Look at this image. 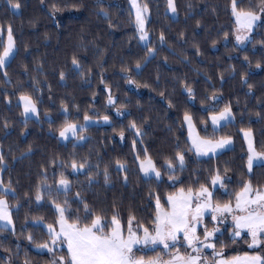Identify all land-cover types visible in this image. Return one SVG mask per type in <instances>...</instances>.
I'll list each match as a JSON object with an SVG mask.
<instances>
[{
  "label": "trees",
  "instance_id": "16d2710c",
  "mask_svg": "<svg viewBox=\"0 0 264 264\" xmlns=\"http://www.w3.org/2000/svg\"><path fill=\"white\" fill-rule=\"evenodd\" d=\"M140 1L149 10L148 45L139 40L128 0H0V51L9 27L16 45L12 59L0 68V195L3 187H10L4 197L13 208L14 224L12 230L0 225V264L51 262L50 253L35 247L49 240L45 226L57 224L56 204L69 210L66 218L72 222L79 218L84 224L94 216L109 221L116 215L125 225L134 216L135 225L148 226L157 197L165 202L180 188L209 186L217 170L229 192L218 189L215 202L231 200L248 181L264 187V164L248 171L242 136V130H252L256 148L264 151V19L248 46L240 48L233 41L231 0H175L176 18L167 12V0ZM15 3L18 11L12 8ZM259 4L240 0L239 7L257 12ZM107 88L126 113L113 116L108 125L85 128L83 142L60 141L57 134L66 122L82 123L94 106L106 107ZM21 94L36 103L38 119H23ZM215 95L220 96L217 107L205 109ZM226 105L235 120L215 132L205 131L202 125L210 112ZM186 113L202 135L233 136L234 146L197 158L188 150ZM177 152L185 155L183 170ZM145 153L161 171L159 180L142 175L137 157ZM168 160L176 167L174 173L166 166ZM73 161L86 169L74 173ZM118 161L126 170H118ZM61 178L71 183L66 192L57 188ZM228 235L225 230V240L217 239L218 247L234 244Z\"/></svg>",
  "mask_w": 264,
  "mask_h": 264
},
{
  "label": "snow or ice",
  "instance_id": "6c2138e0",
  "mask_svg": "<svg viewBox=\"0 0 264 264\" xmlns=\"http://www.w3.org/2000/svg\"><path fill=\"white\" fill-rule=\"evenodd\" d=\"M9 2L11 3V0ZM132 3L136 10L135 23L139 39L146 42L148 40V32L145 28L147 5L138 6L136 0H132ZM239 3L240 0H231V13L235 18L236 47L243 48L251 42V33L254 26L261 19V16H264V0H260L258 6L260 15H257L254 11L240 8ZM19 6V3L13 5L16 9ZM168 8L173 15L176 14L175 0H168ZM227 36L228 33H225V38ZM160 40L162 43L164 42L165 37L163 34H161ZM148 51L149 54H152L154 49L149 48ZM14 54L15 42L11 27H9L8 42L3 45L2 51H0V68H4ZM245 59L247 60V57ZM72 63L79 68V63L75 57ZM139 67L140 65L137 63V68ZM257 67H260V65L257 64ZM5 75H7L6 72ZM60 75L63 79L64 73L61 72ZM242 80L247 83L244 77H242ZM248 87L251 89L252 85H248ZM186 88L191 96L193 94L192 89L187 86ZM19 99L23 106L25 119H27L29 113L37 114V107L31 96L21 95ZM213 99H216V97L213 96ZM108 103L114 104L110 94ZM117 113H120L119 109H117ZM209 118L215 132L218 126H222V122L230 123L234 118L231 106L226 105L219 112H211ZM84 119L88 121L90 118L85 116ZM103 119L108 122L109 117L104 116ZM184 120L188 125V140L190 141L188 150L194 151L197 157L209 153L215 155L232 142L231 137H220L219 139L202 137L195 130L192 116L186 113ZM130 127L136 128L135 123H132ZM78 131L82 132L83 127L66 122L59 135L62 138H66L69 133L76 136ZM136 132L137 135H140L139 129H136ZM120 135L123 137V132ZM245 136L248 138L247 168L251 172L254 161L264 160V152L256 151L250 133H245ZM79 139H84V137L80 136ZM137 159L139 160V157ZM175 159L178 161L180 169L183 170L185 166L184 153L177 152ZM3 163L4 157L0 155V165ZM166 166L169 172H175L176 167L171 160L166 161ZM71 167L78 170L83 169L85 165L84 163L78 165L76 161H73ZM117 167L118 170H126L125 165L119 161ZM139 168L146 178L151 179L154 176L159 180L161 177L160 170L156 168L155 162L147 153H145V159L140 161ZM224 171L226 173L228 169L225 168ZM104 179L105 182L109 180L107 170L104 172ZM169 179L172 180L173 177L169 176ZM224 179L225 177L217 170L216 174L211 177V184L213 186L219 184L223 188ZM125 180H127V177H125ZM58 184L62 186L65 192L70 187L69 181L64 178H61ZM0 185H3L2 180H0ZM9 191L10 187L5 186L2 189L3 194L0 195V221L5 222L3 224L5 228L12 223L11 212L7 200L4 198ZM212 197L213 192L204 184H201L196 190L192 187L180 188L178 191L169 194L166 200L167 207L162 205L160 198L157 197L155 215L151 224L144 226L137 223L136 227L133 228L135 217L130 216L126 234L121 221L116 215H113L110 221L103 220L100 216H94L90 222L84 224L80 223L79 218L69 223L65 217V212L69 210L61 205H56L55 210L59 213L57 221L59 230L54 228L53 225H48L47 235L49 240L37 245V247L47 249L55 257L57 249L62 250L64 245L67 246L68 257L54 258L53 264H264V255L260 254L249 255L245 253L243 256L228 259L219 258L223 254L222 250L218 252L216 244L212 241L216 238V234L220 232V228L213 227L209 230L206 225H203L206 216H210L211 220L216 223H223L231 216V236L234 239H243L246 234L251 240V243L248 244L249 248H264V189L254 188L250 181L243 183L242 189L235 193L234 205L231 200L224 203H214ZM41 199L42 193L38 189L36 200L40 201ZM65 204H67V201H65ZM85 219H87V216ZM202 225L203 236L201 237L198 228ZM28 239L32 241L33 238L29 235ZM178 245L184 247L183 253ZM156 248H161L169 258L164 260L159 253L155 257L149 258L136 255L139 251L146 249L155 251ZM173 249L174 251H172ZM206 249H212L213 258L211 261L203 254Z\"/></svg>",
  "mask_w": 264,
  "mask_h": 264
},
{
  "label": "rangeland",
  "instance_id": "374dc122",
  "mask_svg": "<svg viewBox=\"0 0 264 264\" xmlns=\"http://www.w3.org/2000/svg\"><path fill=\"white\" fill-rule=\"evenodd\" d=\"M128 2H129V4H130V6H131V8H132V10H133V12H134V16H135V11H136V10H135V7L133 6L132 0H128ZM136 2H137V5H138V6L143 7V4L141 3L140 0H136ZM167 3H168V0H167ZM12 8H13L15 11H18V10H19V8L16 9V8H14L13 6H12ZM167 12H168L173 18H176V17H177V12H176L175 15H173V13L169 10L168 5H167ZM255 13H256L257 15H260V10L257 11V12H255ZM148 18H149V10H148L147 13H146V19H145V28H146V30H147V32H148V40L145 42V41H141V40L139 39V40L141 41V43L144 44V45H148V44L150 43V40H151V34H150V32L148 31V29H147ZM234 19H235V18H234ZM263 19H264V16H261V19H260L259 21H257L256 25L254 26L253 32L251 33V36H252V37H253V33H254L255 30H256V27L258 26V24H259ZM134 23H135V20H134ZM135 27H136V23H135ZM136 31H137V30H136ZM137 33H138V32H137ZM138 36H139V33H138ZM12 37H13V36H12ZM13 40H14V39H13ZM5 41H6V44H7V42H8V33L6 34ZM233 41H234V43L236 44V42H235V34H234V37H233ZM248 44H249V43H247L246 46H248ZM246 46H245V47H246ZM15 52H16V45H15ZM11 59H12V58H11ZM11 59H10V60H11ZM10 60H9V61H10ZM8 63H9V62H8ZM4 68H5V67H4ZM4 68H2V69H4ZM107 91H108V97H109V94L112 96L113 101H114V104H109V103H108V97H107V100H106V107H105V108H100V107H98V106H94V107L92 108L91 115H88V117L90 118L88 121H85V119H84V121H83L82 123H75V124L80 125V126L83 127V131H82V132L78 131L76 136H73V135H71V133H69V134L67 135L66 138H62V137H60V135H59V133H58L57 136H58V138H59L60 141H62V142H67V141L73 139V140L76 141V142H83V141H85V139L87 138V133H86V131H85V128L89 127L90 125H108V124H110V122L112 121V117H113V116H114V117H121V116H123V115L126 113V110L121 109V108H119V107L116 105V96H115L114 94L111 93L110 88H107ZM21 95H23V94H21ZM21 95H19V97H18V101H19V103L22 105V103H21V101H20V99H19ZM215 97H216V99H213V102H212L210 105H208L207 107H205V109H207V108H212V109H214V108L217 107V104L215 103V101H216L217 99H219L220 96H219V95H215ZM32 100H33V99H32ZM33 102H34V101H33ZM34 103H35V102H34ZM35 104H36V103H35ZM36 107H37V114L29 113L27 119H28V118H35V119H38V118H39V110H38V106L36 105ZM22 108H23V106H22ZM117 109L120 110V113H119V114L117 113ZM231 109H232V108H231ZM212 112H213V111H212ZM215 112H219V111H215ZM210 113H211V112H210ZM232 114H233V117H234V118L232 119V121H234V120H235V116H234L233 110H232ZM104 116L109 117L108 122H105V121H104V119H103ZM209 116H210V114H209ZM48 118H51V116H48ZM23 119L26 120V119H25V115H24V113H23ZM184 124H185L186 130H187V134H188V125H187V123L185 122V120H184ZM193 124L195 125V130L200 134V136L205 137L204 135L201 134V132H200L199 128L196 126L194 120H193ZM223 124H225V123L222 122V125H223ZM202 127H203V129H204L205 131H211V130H213V126H212V123H211L210 118H208V120H206V121L203 123ZM220 127H221V126H218L217 129L220 128ZM59 132H60V131H59ZM245 133H250V138H251V140L253 141V144H254V147H255L256 151H257V152H264V151H259V150L256 148L255 138H254L253 131L250 130V129L242 130V136H243V138H244V140H245V145H246L247 158H248V138L245 136ZM80 136H83L84 139H79ZM207 137H209V136H207ZM226 137H231V141H232L231 144L228 145V146H226L225 149L218 151L217 154L222 153L223 151H226V150H228V149H230V148H232V147L234 146V144H235V139H234V137H233V136H226ZM218 139H219V138H218ZM193 153H194V155L197 157V155L195 154L194 151H193ZM217 154H215V155H217ZM215 155H213L212 153H209L208 155H202V156H199V157H197V158H203V157H209V156H215ZM144 159H145V157H144V158H139V160H138V166H139L140 161H142V160H144ZM259 164H264V160H257V161H254L253 168H254L256 165H259ZM156 168H157V167H156ZM253 168H252V170H253ZM85 169H86V168L84 167L83 169L73 170V172H74V173H78V172H82V171H84ZM139 169H140V168H139ZM157 169H158V168H157ZM158 170H159V169H158ZM252 170H251V171H252ZM248 171H249V170H248ZM160 172H161V171H160ZM141 173H142V175L144 176L143 172H141ZM144 177H145V176H144ZM153 177H154V176H153ZM160 178H162V173H161V177H160ZM64 179H66V178H64ZM225 179H226V178H225ZM225 179H224V180H225ZM66 180H67V179H66ZM68 181H69V180H68ZM172 182L175 183L176 180L174 179V180H172ZM69 183H70V181H69ZM70 186H71V183H70ZM206 187H208L209 190L213 192V197H212V199H213V202H214V203H215L214 198H215V196H216V194H217V190H218V189L223 190L222 194H223V193L225 194V193H228V192H229V190H228L226 187L221 188L219 184L213 186V185L211 184V182H210L209 186H206ZM57 188H58L59 190L64 191L63 188H62V186H60L59 184L57 185ZM69 188H70V187H69ZM254 188H255V187H254ZM262 189H264V187H263ZM220 193H221V192H220ZM4 198H5V197H4ZM166 200H167V198L165 199V202L160 201L161 204L164 205L165 207H167ZM231 201H232V203H233V205H234V204H235V196H233V198L231 199ZM224 202H226V201H224ZM224 202H219V203H224ZM227 202H228V201H227ZM7 204H8V203H7ZM56 205H57V204H56ZM56 205H55V206H56ZM155 205H156V204H155ZM8 206H9V205H8ZM12 209H13V208H11V207L9 206V210H10V212H11V220H12ZM65 217H66V213H65ZM66 219H67V218H66ZM102 219H103V218H102ZM67 220H68L69 223L72 222V221H70L69 219H67ZM103 220H105V219H103ZM109 221H110V220H109ZM4 223H5L4 221H0V225H1V226H3ZM121 224H122V226L124 227L125 234H126V232H127V225H128V224L125 225V224L122 223V222H121ZM203 225H206V226L208 227L209 230H211L213 227H219V228H220V232L216 234V238H214L213 241H212V242H214V243L216 244V250H217L218 252H220V251L222 250V253H223V254H222V256L219 257V258L228 259V258L235 257V256H243L245 253H247V254H249V255H256V254L264 255V248H255V249H254V248H249V247H248V244L251 243V240H250L249 237H247L246 234L244 235V238H243V239H240V238H235V239H234V238L231 236V232H232L231 216H229V217L227 218V220L224 221L223 223H216V222H213V221L211 220V217H210V216H206V217L204 218ZM203 225H202L200 228H198V232H199V234L201 235V237L203 236ZM47 226H48V225L45 226L46 229H47ZM53 227L56 228L57 230H59V224H58V223H57L56 225H53ZM135 227H136V225L133 223V228H135ZM6 228H7V229H10V230H12V229L14 228L13 220H12V223L9 224L8 227H6ZM106 230H107V229H106ZM225 230H228V233H229L228 236L231 237L232 239H234L235 242H234V244L222 243V244L218 247L217 239H218V238H221L222 241L225 240L224 237H221V235L224 233ZM141 234H142V233H141ZM178 247H180V251L183 253L184 250H185L184 247H181V246H179V245H178ZM35 248H36V250L41 251V252H48L47 249H41V248H38V247H35ZM172 251H174V249H173ZM48 253H49V252H48ZM157 253H159V254L163 257L164 260H167V259L169 258L167 255H165V254L163 253V251H162L161 248H156L155 251H151V250H147V249H146V250H144V251H139V252H137L136 255H137V256H144L145 258H149V257H155V256L157 255ZM50 254L52 255V260H51V262L48 263V264H53V260H54V258H59V257H61V256H64V257L67 258V257H68L67 246L64 245V247H63L62 250L57 249L56 252H55V257L53 256L52 253H50ZM203 254L209 259V261L212 260V258H213L212 249H206L205 252H204Z\"/></svg>",
  "mask_w": 264,
  "mask_h": 264
}]
</instances>
